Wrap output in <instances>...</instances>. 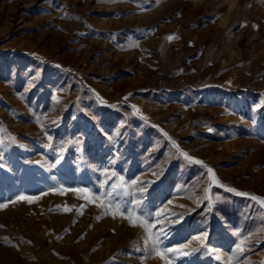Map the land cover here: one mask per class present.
Masks as SVG:
<instances>
[{
	"label": "rangeland",
	"instance_id": "obj_1",
	"mask_svg": "<svg viewBox=\"0 0 264 264\" xmlns=\"http://www.w3.org/2000/svg\"><path fill=\"white\" fill-rule=\"evenodd\" d=\"M0 160V264H264V0H0Z\"/></svg>",
	"mask_w": 264,
	"mask_h": 264
},
{
	"label": "snow or ice",
	"instance_id": "obj_2",
	"mask_svg": "<svg viewBox=\"0 0 264 264\" xmlns=\"http://www.w3.org/2000/svg\"><path fill=\"white\" fill-rule=\"evenodd\" d=\"M172 38L173 37H171V36L169 37V39H172ZM172 143H173V146H175V141H172ZM182 155L187 160H189V162H192V163H195V164H201L202 163V161H200V160H193L192 157H190L187 153H182ZM0 167H3V161L2 160H0ZM207 171H208L209 174L212 173V169L211 168H208ZM213 179H214V177H213ZM226 190L227 191H235L232 188H227ZM237 194L238 195H247L245 193H237ZM251 199L256 200L257 197L253 196V197H251ZM19 200H22V201L23 200H27L28 202H31L32 201V198L27 197V196H20L19 197ZM259 202H260V204L262 206H264V200H260ZM209 207H210V205H209ZM65 211H70V209H67L66 208ZM121 214L123 215V212ZM140 223L143 224L145 228L149 229V239L151 240L152 239V235H151V225L148 224L145 220H141ZM168 251H172V249H169ZM157 255L160 256L161 258H163L164 253L163 252H157Z\"/></svg>",
	"mask_w": 264,
	"mask_h": 264
}]
</instances>
